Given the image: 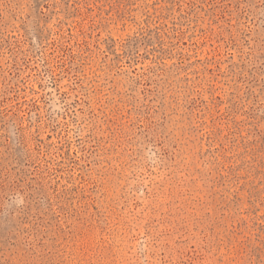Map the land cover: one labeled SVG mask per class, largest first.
I'll use <instances>...</instances> for the list:
<instances>
[{"label":"rangeland","instance_id":"obj_1","mask_svg":"<svg viewBox=\"0 0 264 264\" xmlns=\"http://www.w3.org/2000/svg\"><path fill=\"white\" fill-rule=\"evenodd\" d=\"M0 264H264V0H0Z\"/></svg>","mask_w":264,"mask_h":264}]
</instances>
